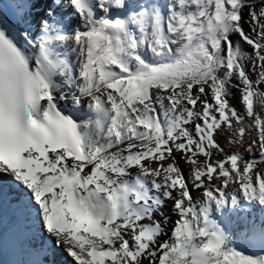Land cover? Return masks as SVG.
I'll return each instance as SVG.
<instances>
[{"label": "snow or ice", "instance_id": "obj_1", "mask_svg": "<svg viewBox=\"0 0 264 264\" xmlns=\"http://www.w3.org/2000/svg\"><path fill=\"white\" fill-rule=\"evenodd\" d=\"M0 264H264V0H0Z\"/></svg>", "mask_w": 264, "mask_h": 264}]
</instances>
